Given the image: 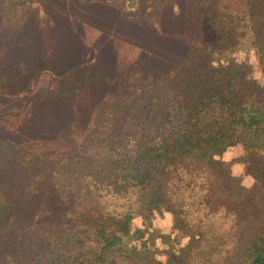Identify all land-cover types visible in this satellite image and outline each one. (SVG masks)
<instances>
[{"label":"trees","instance_id":"16d2710c","mask_svg":"<svg viewBox=\"0 0 264 264\" xmlns=\"http://www.w3.org/2000/svg\"><path fill=\"white\" fill-rule=\"evenodd\" d=\"M45 1L0 0V23L21 27ZM190 1L201 31L177 59L104 75L91 126L60 117L71 151L0 131V264H225L235 239L234 264L264 261V0ZM240 48L256 54L261 79ZM40 68L23 84L0 70L12 113L42 104L32 95ZM43 68L61 84L71 74ZM28 112L31 132L57 118ZM157 211L176 238L155 260L134 234L137 214Z\"/></svg>","mask_w":264,"mask_h":264},{"label":"rangeland","instance_id":"374dc122","mask_svg":"<svg viewBox=\"0 0 264 264\" xmlns=\"http://www.w3.org/2000/svg\"><path fill=\"white\" fill-rule=\"evenodd\" d=\"M44 9L42 12L35 6L29 8L21 27L0 23V70L13 83L23 84L34 69L41 67L37 86L42 87L32 95L43 98L42 104L30 107L27 103L14 113L0 99V117H3L0 131L36 148L44 145L51 149L48 151L72 150L73 145L61 139L64 126L60 117L79 114L84 124L92 125L104 75L121 77L132 65L164 67L177 59L201 31L199 10L190 0H46ZM236 57L246 58L253 74L262 78L256 54L240 48ZM48 64L57 67V73L71 69L64 84L54 77L55 73L43 68ZM29 110L35 116L45 113L57 118L46 121V125H31L35 128L31 132L23 122ZM57 129L60 130L55 134ZM240 153L241 148L236 147L229 154L239 156ZM232 167L241 176L242 183H251L239 161ZM141 211L147 214L146 209ZM135 220L141 232L135 231L134 239L137 242L144 239L153 259L164 257L165 248L175 245V231L165 211L148 216L137 214ZM236 242L235 239L229 244L225 264L235 263L239 255ZM85 243L90 245L89 241ZM131 262L132 259L127 263Z\"/></svg>","mask_w":264,"mask_h":264},{"label":"built area","instance_id":"2783aa9c","mask_svg":"<svg viewBox=\"0 0 264 264\" xmlns=\"http://www.w3.org/2000/svg\"><path fill=\"white\" fill-rule=\"evenodd\" d=\"M254 264H264V261H256Z\"/></svg>","mask_w":264,"mask_h":264}]
</instances>
